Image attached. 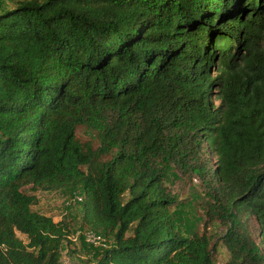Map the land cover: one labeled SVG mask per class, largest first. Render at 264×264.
Instances as JSON below:
<instances>
[{"label":"trees","instance_id":"1","mask_svg":"<svg viewBox=\"0 0 264 264\" xmlns=\"http://www.w3.org/2000/svg\"><path fill=\"white\" fill-rule=\"evenodd\" d=\"M164 165L226 205L225 264H264V0L0 10V264H61L72 222L33 206L79 187L111 242L89 264H215L206 233L174 227Z\"/></svg>","mask_w":264,"mask_h":264},{"label":"rangeland","instance_id":"2","mask_svg":"<svg viewBox=\"0 0 264 264\" xmlns=\"http://www.w3.org/2000/svg\"><path fill=\"white\" fill-rule=\"evenodd\" d=\"M14 1L0 0V10L10 7ZM77 135L81 141L96 143L95 133L87 127H79ZM163 174L170 194L177 200L173 207L174 227L185 234L195 231L206 233L211 239L214 263L225 264L230 259V252L221 240L227 226L223 218L226 205H221L222 201H217L214 194L197 178L182 176L169 165L163 166ZM24 190L29 191V188ZM37 195L38 202L33 206L35 211L49 215L55 221L67 219L72 222V243L65 242L61 264H89L98 261L106 247L97 240L96 231L83 226L82 188L40 191ZM250 223L256 234L257 223L253 217ZM19 235L27 239L25 235ZM110 243L107 242L108 245Z\"/></svg>","mask_w":264,"mask_h":264},{"label":"built area","instance_id":"3","mask_svg":"<svg viewBox=\"0 0 264 264\" xmlns=\"http://www.w3.org/2000/svg\"><path fill=\"white\" fill-rule=\"evenodd\" d=\"M96 233V235H97V240H100L99 241V243L100 244H102L103 246H105V247H108V244H107V242H106V239H105V237L103 236V234H100L99 232H95Z\"/></svg>","mask_w":264,"mask_h":264}]
</instances>
